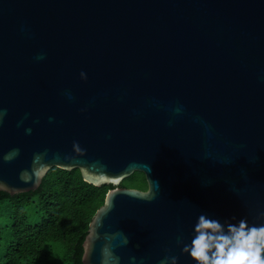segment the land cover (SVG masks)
<instances>
[{"label": "water", "instance_id": "1", "mask_svg": "<svg viewBox=\"0 0 264 264\" xmlns=\"http://www.w3.org/2000/svg\"><path fill=\"white\" fill-rule=\"evenodd\" d=\"M0 109L4 192L37 190L19 174L45 151L114 185L83 264H194L199 214L264 223V0H0ZM135 172L147 190L120 187Z\"/></svg>", "mask_w": 264, "mask_h": 264}, {"label": "trees", "instance_id": "2", "mask_svg": "<svg viewBox=\"0 0 264 264\" xmlns=\"http://www.w3.org/2000/svg\"><path fill=\"white\" fill-rule=\"evenodd\" d=\"M120 187L147 190L142 172ZM112 184L86 182L79 169L51 168L35 191H0V264H83V243Z\"/></svg>", "mask_w": 264, "mask_h": 264}, {"label": "clouds", "instance_id": "3", "mask_svg": "<svg viewBox=\"0 0 264 264\" xmlns=\"http://www.w3.org/2000/svg\"><path fill=\"white\" fill-rule=\"evenodd\" d=\"M80 78L86 80V73L81 71ZM6 113V109H0V123ZM31 131V128L25 129L27 134ZM73 149L78 154L85 152L78 142H73ZM19 153V148H13L4 154L2 159L4 162H10ZM46 155V151L34 153L31 170H22L19 179L24 183L33 184L42 179L49 171V165L45 163ZM7 190L8 185L0 181V191ZM155 196L156 193L152 190L150 194H144L140 198L151 201ZM258 217L264 218V212H260ZM128 242V237L125 236L123 243ZM181 251L189 256L194 264H264V223L249 224L246 218L235 222L222 221L220 218L201 213L192 226L190 243H184ZM106 264H120V257L110 252V259ZM128 264H137L136 257H129ZM159 264H178V257L165 255Z\"/></svg>", "mask_w": 264, "mask_h": 264}]
</instances>
